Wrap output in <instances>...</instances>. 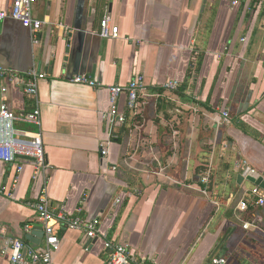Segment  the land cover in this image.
Returning <instances> with one entry per match:
<instances>
[{"label":"crops","instance_id":"obj_1","mask_svg":"<svg viewBox=\"0 0 264 264\" xmlns=\"http://www.w3.org/2000/svg\"><path fill=\"white\" fill-rule=\"evenodd\" d=\"M13 2L0 0V10ZM233 2L39 0L33 16L47 24L38 43L19 21L0 22V63L46 74L38 100L52 168L45 185L33 180L31 163L19 173L17 163L0 162V264H9L8 239L44 247L34 205L45 186L55 215L100 222L94 240L55 224L53 264H108V240L150 264H213L222 255L227 264H264V208L238 209L257 187L240 178L244 171L264 177V0ZM105 17L117 38L99 35ZM80 75L101 88L71 81ZM140 76L136 113L122 95L127 123L109 125L108 88ZM173 81L179 89L167 90ZM2 85L14 113L33 111L23 88L4 78ZM15 128L20 138L39 131L22 122Z\"/></svg>","mask_w":264,"mask_h":264},{"label":"built area","instance_id":"obj_2","mask_svg":"<svg viewBox=\"0 0 264 264\" xmlns=\"http://www.w3.org/2000/svg\"><path fill=\"white\" fill-rule=\"evenodd\" d=\"M39 0H14L10 10H0V22L12 18L19 21L23 27L30 30L35 43H38L37 34L45 27L46 21L37 19L33 16V9ZM240 0H234L238 4ZM99 35L105 39H115L119 35V28L111 24L110 17H105L101 21ZM7 79L11 84L24 89L27 96L35 101L33 111L25 116H18L6 104L5 97L8 92L7 86H0V162L6 164H18L17 172L23 171V164L31 163L34 168L33 180L43 181L48 185L51 166L47 160L43 135L40 102L38 100V83L46 78V74L37 69H31L24 73H18L12 69L4 67L0 63V79ZM75 84L88 85L100 89L101 85L88 75L76 76L71 80ZM179 83L176 81L168 82L165 88L170 91H177ZM145 90L144 79L142 76L133 79L127 88L119 86L109 87L110 110L103 115V118L111 126L121 127L127 123L126 113L119 109V100L122 95L127 97V109L130 113H136L139 106L141 93ZM224 122L230 123V114L223 112ZM22 122L36 126L39 131L33 135L27 134L20 138L16 133V123ZM106 151H103V155ZM116 170V167H114ZM256 173L255 170L251 171ZM211 172L208 171L202 179V185L208 186ZM18 179L15 180L17 185ZM206 193V192H205ZM121 200L117 199L115 204ZM250 207L264 208V193L260 188L255 187L249 194L248 199L239 203V211H247ZM38 212L40 222L43 224L46 243L41 249L33 248L21 240H6L3 247V255H7L9 264H53L52 255L60 248V240L56 236L55 224L61 223L64 226L84 230L87 238L94 240L99 236V220L86 221L79 217H67L63 213L55 215L50 209L47 188L39 196V201L34 205ZM249 223H244L247 228ZM31 227L27 226V232ZM106 249L109 253L108 264H150L141 259L129 246L117 244L112 240L106 241ZM213 264H227V259L222 255L212 260Z\"/></svg>","mask_w":264,"mask_h":264},{"label":"water","instance_id":"obj_3","mask_svg":"<svg viewBox=\"0 0 264 264\" xmlns=\"http://www.w3.org/2000/svg\"><path fill=\"white\" fill-rule=\"evenodd\" d=\"M244 172H245L244 175L240 176V178L248 176L247 178L248 181L255 184V186L257 187L264 189V177H260L257 173H252L250 169H246Z\"/></svg>","mask_w":264,"mask_h":264},{"label":"trees","instance_id":"obj_4","mask_svg":"<svg viewBox=\"0 0 264 264\" xmlns=\"http://www.w3.org/2000/svg\"><path fill=\"white\" fill-rule=\"evenodd\" d=\"M209 183H210V182H209ZM251 208H253V207H250L247 211L242 212V213H243V214H244V213H249Z\"/></svg>","mask_w":264,"mask_h":264}]
</instances>
